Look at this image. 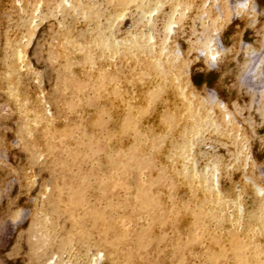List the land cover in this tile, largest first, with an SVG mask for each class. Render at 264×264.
<instances>
[{"label":"rangeland","instance_id":"rangeland-1","mask_svg":"<svg viewBox=\"0 0 264 264\" xmlns=\"http://www.w3.org/2000/svg\"><path fill=\"white\" fill-rule=\"evenodd\" d=\"M142 34L153 35L148 47L129 44ZM208 44L217 50L211 61L202 52ZM257 56L254 79L248 65ZM262 79L264 0H0V264H264V197L255 186H264ZM137 83L143 116L133 109ZM233 242L237 263L228 257Z\"/></svg>","mask_w":264,"mask_h":264},{"label":"bare ground","instance_id":"bare-ground-1","mask_svg":"<svg viewBox=\"0 0 264 264\" xmlns=\"http://www.w3.org/2000/svg\"><path fill=\"white\" fill-rule=\"evenodd\" d=\"M128 1H129V0H128ZM131 1H132V0H131ZM125 4H126V3H125ZM204 4H206V2H205ZM156 5H157V4H156ZM174 11H175V9H174ZM149 12H150V11H149ZM177 13H178V12H177ZM108 15H109V14H108ZM108 15H107V16H108ZM147 15H148V14H147ZM147 15H144V16H143V20H146V19L148 18ZM109 18H110V16H109ZM170 18H171V17H170ZM107 19H108V18H107ZM169 25H170V24H169ZM168 27H169V26H168ZM94 28H96V27H94ZM97 28H98V27H97ZM107 28H108V27H107ZM109 29H110V28H109ZM73 30H74V29H73ZM93 30H94V29H93ZM95 30H98L97 32L100 31L99 29H95ZM95 30L93 31V32H94V35L96 34V31H95ZM111 30H112V29H110V32H111ZM68 31H69V30H68ZM107 31H108V29H107ZM65 33H68V32L66 31ZM86 33H87V32H86ZM86 33H85V34H86ZM87 34L89 35V33H87ZM87 34H86V36H88ZM109 34H110V33H109ZM111 34H112V33H111ZM70 35H71V34H70ZM131 35L133 36V34H131ZM86 36H85V37H86ZM104 37L107 39V37H106L105 35H104ZM104 37H102V40L104 39ZM62 38H63V37H62ZM108 38H109V37H108ZM132 38H135V39H134L133 41H131V40L129 39V40H128V41L130 42L129 44H131V42H132V43H135V44H136L135 46L139 45V46H137V48H138V47H139V48H142L144 45L147 46V45L149 44L148 42H150V41L153 39V35H152V34H150V35L142 34V35H141L140 37H138V38H137L136 36H135V37H132ZM209 38H211V37H209ZM64 39H65V37H64ZM67 39H68V38H67ZM71 39H73V37H72ZM85 39H86V38H85ZM92 39H94V38H92ZM98 39H99V38H97V40H98ZM100 39H101V38H100ZM109 39L111 40V35H110V38H109ZM124 39H125V38H124ZM211 39H212V38H211ZM69 40H70V39H69ZM86 40H87V39H86ZM119 40H120V39H119ZM119 40H118V41H119ZM125 40H126V39H125ZM62 41H63V40H62ZM92 41H94V40H91V43H94V42H92ZM118 41H117V42H118ZM210 41H211V40H210ZM100 42H101V40H100ZM102 42H103V41H102ZM106 42H107V41H104V43H106ZM119 42H120V44H122L121 41H119ZM122 42H123V41H122ZM211 42H212V41H211ZM97 43H98V42H97ZM124 43H125V42H124ZM215 43H216V42H215ZM67 44H68V43H67ZM67 44H63V45L65 46V45H67ZM73 44H75V43L72 42V45H73ZM77 44H78V43H77ZM108 44H109V43L107 42V43H106V47H107ZM125 44H126V43H125ZM63 45H62V46H63ZM92 45H93V44H92ZM95 45H96V44H95ZM95 45H94V46H95ZM99 45H100V44H99ZM99 45H98V46H99ZM113 45H114V44H112V46H113ZM132 45H133V44H132ZM246 45H247V44H246ZM69 46H70V45H69ZM100 46L103 47V44L100 45ZM118 46L120 47L119 44H118ZM133 46H134V45H133ZM133 46H131V47H133ZM141 46H142V47H141ZM209 46H210V44L207 45V48H204V49L202 50V52H203V54L205 55L207 61L214 60V58L216 57V53H217V50L215 51L214 48H213V47H214V44H212L211 48H210ZM247 46H248V45H247ZM56 47H57V46H56ZM67 47H68V46H67ZM70 47H71V46H70ZM70 47H69V48H70ZM80 47H81V46H80ZM80 47H79V48H80ZM122 47H123V46H122ZM144 47H145V46H144ZM147 47H148V46H147ZM205 47H206V46H205ZM79 48H78V49H79ZM94 48H97V46L94 47ZM112 48H113V47H112ZM133 48H134V47H133ZM133 48H132V49H133ZM67 49H68V48H67ZM74 49H75V48H74ZM76 49H77V48H76ZM80 49L82 50V47H81ZM103 49H106V48L104 47ZM129 49H131V48H129ZM142 49H143V48H142ZM247 49H248V48H247ZM61 50H62V49H61ZM61 50H59V51H61ZM72 50H73V49H72ZM91 50L93 51V49H91ZM111 50H113V49L110 48V51H111ZM115 50H116V49H114V51H115ZM127 50H128V49H127ZM133 50H135V48H134ZM17 51H18V50H17ZM63 51H64V50H63ZM86 51H87V50H86ZM88 51H90V49H89ZM88 51H87V52H88ZM99 51H100V50H99ZM106 51H107V50H106ZM130 51H131V50H130ZM139 51H140V50H139ZM15 52H16V51H15ZM82 52H83V51H82ZM100 52H101V51H100ZM111 52H112V51H111ZM118 52H119V51H118ZM123 52H125V51H123ZM127 52H129V50H128ZM127 52H126L127 56H128L129 54H131L130 52H129V53H127ZM76 53H77V52H76ZM89 53H90V52H89ZM247 53H248V52H247ZM254 53H256V52L253 50V51H251L250 53H248V54H249L248 56H249V57H250V56L252 57V55H253ZM57 54H58V53H57ZM84 54H86V53H84ZM93 54H94V53H93ZM107 54H108V53H107ZM138 54H139V53H138ZM58 55H59V54H58ZM64 55H65V54H64ZM67 55H68V54H67ZM70 55H73V54H70ZM78 55H79V54H78ZM91 55H92V54L87 55V56H89V57H87V58H89V59L92 58L93 56L90 57ZM101 55H102V54H100V57H101ZM115 55H116V54H115ZM117 55H118V54H117ZM121 55H122V54H121ZM16 56H17V55H16ZM18 56H19V54H18ZM61 56H63V55H61ZM65 56H66V55H65ZM74 56H75V55H74ZM95 56H96V55H95ZM105 56H106V55H105ZM131 56H132V55H131ZM58 57H59V56H58ZM75 57H76V56H75ZM63 58L66 59L65 61H67V58H65L64 56H63ZM63 58H62V59H63ZM82 58H83V56H82ZM58 59H59V58H58ZM100 59H102V58H100ZM105 59H106V58H105ZM135 59H136V58H135ZM252 59H253V58H252ZM70 60H71V59H70ZM70 60H69V62L67 61V62H68V66H70L69 63L72 62V61H70ZM87 60H88V59H87ZM107 60H108V59H107ZM128 60H129V59H128ZM61 61H62V60H61ZM63 61H64V60H63ZM65 61H64V63H65ZM92 61H93V59H92ZM92 61H91V62L89 61V62L92 63ZM96 61H97V59H96ZM126 61H127V60H125L124 62H126ZM19 62H20V61H19ZM67 62H66V63H67ZM82 62H83V59H82ZM82 62H80V63L82 64ZM93 62H94V61H93ZM104 62H105V61H104ZM134 62H135V61H134ZM140 62H141V61H140ZM251 62H252V61L250 60L248 67H251V70L254 72V79H259V78H261V77H260V76H261V75H260L261 72L257 71V67L260 65V64H259V62H260V57L257 56L256 60H254L252 63H251ZM261 62H262V61H261ZM56 63H57V62H56ZM64 63H63V64H64ZM80 63H79V64H80ZM57 64H58V63H57ZM63 64H62V65H63ZM70 64H72V63H70ZM74 64H75V62L73 63V65H74ZM76 64H77V63H76ZM83 64H84V62H83ZM88 64H89V63H88ZM88 64H87V65H88ZM111 64H112V63H111ZM138 64H139V62H138ZM258 64H259V65H258ZM89 65H90V64H89ZM91 65H93V64H91ZM91 65H90V66H91ZM122 65H123V64H122ZM97 66H98V65H97ZM103 66H104V64H103ZM136 66H137V65H136ZM141 66H142V64H141ZM60 67H61V66H60ZM159 67H160V66H159ZM5 68H6V67H5ZM61 68H62V67H61ZM63 68H64V66H63ZM66 68H67V67H66ZM68 68L70 69V67H68ZM85 68H86V67H85ZM107 68H108V67H107ZM139 68H140V67H139ZM69 69H68V70H69ZM73 69H74V66H73ZM75 69H76V68H75ZM78 69H79V68H78ZM86 69L89 70V68H86ZM96 69H97V68H96ZM88 70H87V71H88ZM93 70H94V69H93ZM104 70H105V69H104ZM146 70H147V69H146ZM66 71H67V69H66ZM87 71H86V72H87ZM89 71H90V70H89ZM139 71H140V70H139ZM139 71H138V72H139ZM64 72H65V71H64ZM67 72H68V71H67ZM71 72H72V71H71ZM95 72H96V71H95ZM105 72H106V71H105ZM153 72H154V71H153ZM61 73H62V72H61ZM76 73H77V72H76ZM100 73H101V72H100ZM125 73H126V72H125ZM140 73H141V72H140ZM143 73H144V72H143ZM62 74L65 75V73H62ZM86 74H87V73H86ZM118 74H119V73H118ZM126 74H127V73H126ZM141 74H142V73H141ZM8 75H9V74H8ZM63 75H61V77H62ZM69 75H70V74H68V76H69ZM143 75H145V74H143ZM143 75H142V76H143ZM85 76H86V75H85ZM99 76H100V75H99ZM101 76H102V78L100 77V78H101V79H100V83H103V82L101 81V80H103V72H102ZM106 76H107V75H106ZM145 76H146V75H145ZM252 76H253V73H252ZM132 77H133V76H132ZM134 77H135V75H134ZM153 77H154V76H153ZM96 78H97V77H96ZM96 78H95V79H96ZM109 78H111V76H109ZM144 78H145V77H144ZM147 78H149V77H147ZM64 79H65V78H64ZM66 79L68 80V78H66ZM71 79H72V78H71ZM93 79H94V78H93ZM93 79H92V80H93ZM106 79H107V77H106ZM106 79L104 78V81H105ZM114 79H115V77H114ZM158 79H159V78H158ZM56 80H58V79H56ZM60 80H61V79H60ZM88 80H89V78H88ZM108 80L110 81V79H108ZM116 80H117V79H116ZM147 80H148V79H147ZM262 80H263V79H262ZM89 81H90V80H89ZM94 81H95V80H94ZM94 81H93V82H94ZM258 81H259V80H258ZM59 82H60V81H58V82H56V83H59ZM66 82H67V81H66ZM68 82H69V81H68ZM91 82H92V81H91ZM91 82H90V83H91ZM107 82H108V81H107ZM138 82H139V81H138ZM254 82H255V81H254ZM263 82H264V80L262 81V84H263ZM112 83H113V82H112ZM115 83H116V82H115ZM146 83H148V82H146ZM146 83H145V84H146ZM72 84H73V81H72ZM72 84H71V85H72ZM116 84H118V82H117ZM132 84H133V83H132ZM135 84H136V83H135ZM138 84H139V83H137V86H138ZM54 85H56V84H54ZM59 85H60V84H59ZM62 85H63V84H62ZM73 85H74V84H73ZM93 85H94V84H93ZM96 85H100V86H101V84H99V81H98V84H96ZM96 85H95V86H96ZM118 85H119V84H118ZM251 85H253V86H251V88L254 87V84H251ZM56 86H58V85H56ZM67 86H69V85H67ZM88 86H89V85H87V87H88ZM100 86H99V87H100ZM104 86H105V85H104ZM114 86L116 87V85H114ZM120 86H121V85H120ZM137 86H136L135 88L132 87L133 90L135 91V94H134V95H131V97H133V99H135V102H134V103H135V107H133V109L136 108V110L138 111L139 108H143V106H145L147 100L145 99V97L142 96L143 88H141L140 86H138V87H137ZM249 86H250V85H249ZM12 87H13V86H12ZM54 87H55V86H54ZM60 87H61V86H60ZM90 87H91V86H90ZM144 87H145V86H144ZM10 88H11V87H10ZM10 88H8V89H10ZM14 88H15V86H14ZM58 88H59V87H58ZM61 88L63 89V88H65V87H61ZM69 88H70V86H69ZM69 88H68V89H69ZM71 88H72V87H71ZM91 88H92V87H91ZM102 88H103V87H102ZM156 88H158V87H156ZM249 88H250V87H249ZM8 89H7V90H8ZM18 89H19V88H18ZM65 89H66V88H65ZM65 89H64V91H65ZM68 89H67V90H68ZM92 89H93V88H92ZM96 89L99 91V89L97 88V86H96ZM114 89H116V88H114ZM152 89H153V88H152ZM261 89H262V90H260V92H262V94H264V88H263V86H262ZM10 90H11V89H10ZM13 90H14V89H12V91H13ZM59 90H60V89H59ZM71 90H72V89H71ZM73 90H74V88H73ZM117 90H118V88H117ZM120 90H121V89H119V91H120ZM12 91H10V93H11ZM23 91H25V90H23ZM57 91H58V90H57ZM60 91H61V90H60ZM69 91H70V90H69ZM98 91H97V92H98ZM8 92H9V91H8ZM17 92H18V91H17ZM17 92H16V88H15V94H14V93H13V94L16 95ZM55 92H56V91H55ZM95 92H96V91H95ZM104 92H105V91H104ZM104 92H103V93H104ZM155 92H156V94H158L157 91H153V90H152L151 94H152L153 96H155V95H154ZM168 92H169V91H168ZM59 93H60V92H59ZM67 93H68V92H67ZM103 93H102V94H103ZM113 93H115V92H113ZM113 93H112L111 95H113ZM153 93H154V94H153ZM72 94H73V93H72ZM96 94H97V93H96ZM8 95H9V94H8ZM62 95H63V94H62ZM67 95H68V94H67ZM69 95L71 96V94H69ZM99 95H100V94H99ZM99 95H98V96H99ZM124 95H125V94H124ZM57 96H58V95H57ZM107 96H108V95H107ZM113 96H114V95H113ZM129 96H130V95H129ZM170 96H171V95H170ZM13 97H14V96H13ZM68 97H69V96H68ZM91 97H92V96H91ZM94 97H95V96H94ZM114 97H115V96H114ZM117 97H118V96H117ZM172 97H173V96H172ZM172 97H170V98H172ZM14 98H15V97H14ZM76 98H77V96H76ZM92 98H93V97H92ZM151 98H153V97H151ZM52 99H53V98H52ZM52 99H51V100H52ZM54 99H55V98H54ZM66 99H67V96H66ZM74 99H75V98H74ZM97 99H99V98H97ZM97 99H96V100H97ZM100 99H101V98H100ZM118 99H119V98H118ZM153 99H154V98H153ZM172 99H173V98H172ZM16 100H17V99H16ZM16 100H15V101H16ZM57 100H58V99H57ZM57 100H56V101H57ZM168 100H169V99H168ZM56 101H55V102H56ZM78 101H79V100H78ZM78 101H77V103H78ZM127 101H128V100H127ZM130 101H131V100H130ZM91 102H92V101H91ZM93 102H95V101L93 100ZM93 102H92V103H93ZM104 102H105V101H104ZM170 102H173V104H174L175 101H174V99H173V100H171ZM22 103H23L22 105H24V102H23V101H22ZM56 103H57V102H56ZM66 103H67V102H66ZM79 103H80V102H79ZM86 103H87V102H86ZM92 103H91V104H92ZM149 103H150V102H149ZM53 104H54V103H53ZM102 104H103V103H102ZM175 104H176V103H175ZM19 105H20V104H19ZM54 105H55V104H54ZM54 105H52V106H54ZM58 105H59V104H58ZM81 105H82V104H81ZM147 105H148V104H147ZM152 105H153V104H152ZM16 106H17V105H16ZM24 106H25V105H24ZM97 106H98V104H97ZM20 107H21V106H20ZM20 107H19V108H20ZM64 107H65V106H64ZM64 107H63V108H64ZM73 107H74V106H73ZM85 107H86V105H85ZM114 107H115V106H114ZM149 107H150V106H149ZM176 107H177V106H176ZM176 107H175V108H176ZM220 107H221V106H220ZM22 108H23V107H22ZM24 108H25V107H24ZM76 108H77V107H76ZM99 108H100V106H99ZM101 108H102V107H101ZM111 108H112V107H111ZM124 108H125V107H124ZM126 108H127V107H126ZM175 108H174V109H175ZM17 109H18V108H17ZM25 109H26V108H25ZM34 109H35V108H34ZM70 109H71V108H70ZM86 109H87V108H85V110H86ZM181 109H182V108H181ZM23 110H24V109H23ZM88 110H89V109H88ZM95 110H96V108H95ZM98 110H100V109H98ZM141 110H142V109H139L140 112L138 111V112H139L138 114H140V115H142L144 112H146V111L143 109L144 112L141 113ZM147 110H148V108H147ZM17 111H19V109H18ZM26 111L28 112V109H27ZM31 111H32V109H31ZM101 111H102V110H100V112H101ZM173 111L177 112L178 110H177V108H176V110H173ZM22 112H23V111H22ZM103 112H104V111H103ZM23 113H24V112H23ZM35 113H36V112H35ZM59 113H60V112H59ZM83 113H85V112H83ZM83 113H82V114H83ZM101 113H102V112H101ZM32 114H33V113H32ZM39 114H40V113H39ZM77 114H78V113H77ZM89 114H90V113H89ZM99 114H100V113H99ZM40 115H41V114H40ZM56 115H57V114H56ZM78 115L80 116V114H78ZM136 115H137V114H136ZM144 115H145V114H144ZM32 116H33V115H32ZM74 116H76V115H74ZM79 116H78V117H79ZM142 116H143V115H142ZM149 116H150V118H151V121H152L151 124H152V123L154 122V120H155L156 117H155L154 113L151 114V115H148V117H149ZM227 116H229V114H228ZM24 117H25V116H24ZM58 117H59V116H58ZM71 117H72V116H71ZM71 117H70V119H71ZM119 117H120V116H119ZM125 117H126V116H125ZM148 117H147V118H148ZM157 117H158V116H157ZM60 118H61V117H60ZM121 118H122V117H121ZM123 118H124V117H123ZM140 118H141V117H140ZM147 118H146V119H147ZM48 119H49V118H48ZM50 119H51V118H50ZM52 119H53V118H52ZM72 119H73V118H72ZM72 119H71V120H72ZM133 119H135V118H133ZM146 119H145V120H146ZM178 119H179V121L182 120L181 118H178ZM53 120H55V119H53ZM56 120H57V119H56ZM68 120H69V119H68ZM77 120H79V119H77ZM111 120H112V119H111ZM128 120H129V119H128ZM128 120H127V121H126V120H123V121H122V124H123L124 121H125V122H129ZM131 120H132V119H131ZM135 120H137V119H135ZM172 120H173V119H172ZM172 120H169V121L173 122L174 120H173V121H172ZM50 121H51V120H50ZM66 121H67V120H66ZM80 121H81V120H80ZM83 121H84V120H83ZM95 121H96V120H95ZM27 122H28V120H27ZM43 122H44V121H43ZM53 122H54V121H53ZM47 123H49V122H47ZM47 123H46L45 125H47ZM51 123H52V122H51ZM51 123H50V126H51ZM73 123H74V120H73ZM87 123H88V121H87ZM97 123H98V122H97ZM129 123H130V122H129ZM201 123H202V122H201ZM60 124H61V123H60ZM77 124H78V122H77ZM84 124H85V122H84ZM122 124H121V125H122ZM135 124H136V123H135ZM164 124H165V123H164ZM164 124H162V126H163ZM170 124L172 125L173 123H169V125H170ZM45 125H44V126H45ZM54 125H55V124H54ZM85 125H86V124H85ZM136 125H137V124H136ZM180 125H181V123H180ZM48 126H49V125H48ZM75 126H76V125H73V127H75ZM77 126H78V125H77ZM77 126H76V127H77ZM92 126H93V125H92ZM99 126H100V125H99ZM124 126H125V127H124ZM124 126H123V127H124L123 129L126 130V131H128L127 129H129V128H126V127H127V124H126V123L124 124ZM51 127H52V126H51ZM87 127H88V126H86V128H87ZM94 127H96V126H94ZM120 127H121V126H120ZM120 127H119V128H120ZM45 128H47V127L45 126ZM64 128H65V126H64ZM79 128H81V127H79ZM99 128H100V127H99ZM125 128H126V129H125ZM134 128H135V127H134ZM47 129H48V128H47ZM55 129H56V128H55ZM96 129H97V127H96ZM130 129L134 130L133 128H130ZM167 129H169V127H168ZM180 129H181V128H180ZM196 129L198 130L197 127H196ZM117 130H119V129H116V131H117ZM46 131H47V130H46ZM63 131H64V130H63ZM88 131H89V129L87 130V132H88ZM137 131H138V130H137ZM117 132H118V131H117ZM120 132H121V130H120ZM134 132H136V131H134ZM47 133H48V132H47ZM47 133H46V134H47ZM50 133H51V132H50ZM63 133H64V132H63ZM122 133H123V132H122ZM125 133H126V132H125ZM125 133H124V134H125ZM83 134H84V133H83ZM83 134H82V135H83ZM132 134H134V133H132ZM136 134H137V133H136ZM62 135H63V134H62ZM64 135H65V134H64ZM88 135H90V134H88ZM88 135H87V136H88ZM119 135H120V134H118L117 136L119 137ZM125 135H126V134H125ZM125 135H124V136H125ZM158 135H159V134H158ZM158 135H157V136H158ZM184 135H185V134L183 133V137H184ZM48 136H50V135L48 134ZM120 136H123V135H120ZM136 136H137V135H136ZM136 136L134 135V137H136ZM65 137H66V136H65ZM79 137H81V136H79ZM79 137H78V138H79ZM163 137H164V136H163ZM78 138H77V140H79ZM110 138H111V137H110ZM114 138H115V137H114ZM136 138H137V137H136ZM63 139H64V138H63ZM82 139H83V138H82ZM85 139H86V138H85ZM106 139H107V138H106ZM134 139H135V138H134ZM176 139H177V137H176ZM111 140H112V139H111ZM111 140H110V141H111ZM135 140L137 141V139H135ZM160 140H161V139H160ZM87 141H88V140H87ZM129 141H130V140H129ZM166 141H167V140H166ZM47 142H48V141H47ZM139 142H140V141H139ZM95 143H96V142H95ZM107 143H108V142H107ZM131 143H132V142H131ZM47 144H48V143H47ZM70 144H72V143H70ZM161 144H162V143H161ZM166 144H167V143H166ZM92 145H93V144H92ZM183 145H184V144L182 143V146H183ZM190 145H191V144H190ZM46 146H47V145H46ZM104 146H105V145H104ZM132 146H133V148H134V145H133V144H132ZM153 146H154V145H153ZM156 146H157V145H156ZM192 146H193V145H192ZM71 147H74V146H71ZM71 147H70V149H71ZM94 147H95V146H94ZM128 147H129V146H128ZM128 147H127V149H128L127 151L130 150ZM163 147H164V146H163ZM184 147H185V146H184ZM190 147H191V146H190ZM190 147H189V150H190ZM95 148H96V147H95ZM172 148H173V147H172ZM51 149H52V148H51ZM106 149H107V148H106ZM186 149H188V148H186ZM71 150H72V149H71ZM118 150L121 151L120 153L123 152L122 149H121V150L118 149ZM132 150L134 151V149H132ZM173 150H174V148H173ZM92 151H94V150H92ZM97 151H98V150H97ZM97 151H96V152H97ZM106 152H107V151H106ZM129 152H130V151H129ZM118 153H119V152H118ZM123 153H124V152H123ZM126 153L128 154V152H126ZM131 153H132V152H131ZM136 153H137V152H136ZM145 153H146V152H145ZM184 153H185V152H184ZM187 153H189V152H187ZM141 154H142V153H141ZM172 154H173V153H172ZM177 154H178V153H177ZM88 155H89V154H88ZM117 155L120 156L119 154H117ZM129 155H130V154H129ZM139 155H140V154H139ZM175 155H176V154H175ZM180 155H181V152H180ZM185 155H186V153L184 154V156H185ZM106 156H107V154H106ZM111 156H112V155H111ZM125 156H126V155H125ZM167 156H168V153H167ZM178 156H179V155H178ZM123 157H124V154H123L122 158H123ZM136 157H137V155H136ZM139 157H140V156H139ZM143 157H144V156H143ZM146 157H147V156H146ZM168 157H169V156H168ZM172 157H173V156H171V159H172ZM107 158H108V157H107ZM116 158H117V157H116ZM127 158H129V157H127ZM127 158H126V160H127ZM134 158H135V157H134ZM141 158H142V157H141ZM169 158H170V157H169ZM178 158H179V157H178ZM188 158H189V156H188ZM190 158H191V155H190ZM74 159H75V158H74ZM74 159H73V160H74ZM129 159H130V158H129ZM101 160H102V159H101ZM106 160H107V159H106ZM106 160H105V162H106ZM109 160H110V159H109ZM109 160H107V161L110 162ZM117 160H118V159H117ZM131 160H132V158H131ZM142 160H143V158H142ZM142 160L140 159V161H142ZM144 160H145V159H144ZM153 160H154V159H153ZM167 160H168V159H167ZM180 160H181V158H180ZM57 161H58V160H57ZM59 161H60V160H59ZM59 161H58V162H59ZM111 161H112V159H111ZM127 161H128V160H127ZM129 161H130V160H129ZM140 161H139V162H140ZM149 161H150V160H149ZM149 161H148V162H149ZM187 161H188V159H187ZM108 162H107L106 164H108ZM116 162H117V161H116ZM123 162H124V164H126V163H125V160H124ZM143 162H144V161H143ZM165 162H166V161H165ZM171 162H172V161H171ZM185 162H186V159H185ZM188 162H189V161H188ZM188 162H187V163H188ZM94 163H95V162H94ZM111 163H114V162L112 161ZM111 163H110V164H111ZM117 163H118V162H117ZM136 163H137V162H136ZM144 163H145V162H144ZM146 163H147V162H146ZM173 163H174V161H173ZM180 163H181V162H180ZM193 163H194V162H193ZM193 163H191V165H192ZM119 164H120V161H119ZM119 164H118V166H117V165H116V166L113 165V166L116 167V168H119ZM124 164H122V165L124 166ZM133 164H134V162H133ZM138 164H139V163H138ZM141 164H142V163H141ZM141 164H140V165H141ZM149 164H151V162H150ZM58 165L60 166V164H58ZM108 165H109V164H108ZM122 165H121V166H122ZM152 165H153V164H152ZM55 166H56V165H55ZM94 166H95V167H98V166H96V165H94ZM94 166H93V167H94ZM111 166H112V165H111ZM123 166H122L121 170L124 169ZM125 166L127 167L128 165H125ZM134 166L136 167L135 164H134ZM150 166H151V165H149L148 168H149ZM169 166H170V165H169ZM95 167H94V169H95ZM106 167H107V166H106ZM138 167H139V166H138ZM165 167H166V166H165ZM185 167H186V164H185ZM127 168L129 169L130 167H127ZM127 168H126V169H127ZM171 168H172V167H170V170H171ZM193 168H194V167H193ZM70 169H71V168H70ZM114 169H115V168H114ZM114 169H113V170H114ZM137 169H138V168H137ZM142 169H143V168H142ZM108 170H109V166H108ZM124 170H125V169H124ZM130 170H131V169H130ZM130 170H129V171H130ZM214 170H215V169H214ZM62 171H63V170H62ZM114 171H116V169H115ZM135 171H136V169H135ZM137 171H138V170H137ZM148 171H149V170H148ZM184 171H185V170H184ZM191 171H192V168H191ZM108 172H109V171H108ZM118 172H120V170H118ZM118 172H117V173H118ZM161 172H162V169H161ZM117 173H116V174H117ZM122 173H123V172H122ZM122 173H121V174H122ZM149 173H150V172H149ZM159 173H160V172H159ZM181 173H182V172H181ZM102 174H103V173H102ZM102 174H101V175H102ZM106 174H107V173H106ZM106 174H104V175H106ZM108 174H109V173H108ZM110 174L113 175V174L111 173V171H110ZM110 174H109V175H110ZM125 174H126V172H125ZM137 174H138V173H137ZM184 174H185V173H184ZM63 175H64V174H63ZM79 175H80V174H79ZM96 175H97V174H96ZM96 175H95V176H96ZM109 175H108V176H109ZM111 175H110V176H111ZM118 175L120 176V174H118ZM200 175H203V174H200ZM93 176H94V175H93ZM97 176H99V175H97ZM102 176H103V175H102ZM102 176H99V178L102 177ZM108 176H107V177H108ZM116 176H117V175H116ZM122 176H124V174H122ZM122 176H120V177H122ZM132 176H133V175H132ZM143 176H144V175H143ZM156 176H157V175H156ZM192 176H194V175H192ZM212 176H213V175H212ZM215 176H216V175H215ZM103 177H104V176H103ZM113 177H115V176H113ZM117 177H118V176H117ZM117 177H116V178H117ZM136 177H137V175H136ZM157 177H158V176H157ZM164 177H165V176H164ZM164 177H163V178H164ZM197 177H198V176H197ZM213 177H214V176H213ZM82 178H83V177H82ZM94 178H95V177H94ZM99 178H98V179H99ZM111 178H112V177H111ZM111 178L109 177L110 180H113V178H112V179H111ZM118 178H119V177H118ZM118 178H117V179H118ZM154 178H156V177H154ZM194 178L196 179L195 176H194ZM80 179H81V178H80ZM105 179H106V178H104V180H105ZM57 180H58V179H57ZM96 180H97V179H96ZM104 180H103V181H104ZM114 180H116V179H114ZM55 181H56V180H55ZM67 181H68V180H67ZM140 181H141V180H140ZM151 181H152V180H151ZM159 181H160V180H159ZM159 181H158V182H159ZM169 181H170V180H169ZM195 181H197V180H195ZM205 181H206V180H205ZM205 181H204V182H205ZM59 182H60V181H59ZM65 182H66V181H65ZM101 182H102V181H101ZM105 182H106V181H105ZM105 182H104V183H105ZM107 182H108V180H107ZM114 182H115V181H114ZM141 182H142V181H141ZM54 183H55V182H54ZM69 183H70V182H69ZM82 183H83V182H82ZM97 183H98V181H97ZM117 183L119 184L118 181H117ZM151 183H152V182H151ZM155 183H156V182H155ZM207 183H208V182H207ZM62 184H63V183H62ZM65 184H66V183H65ZM90 184H91V183H90ZM102 184H103V183H102ZM110 184H111V183H110ZM113 184H114V183H113ZM121 184H122V183H121ZM121 184H120V185H121ZM148 184L150 185V182H149ZM157 184H158V183H156V185H157ZM191 184H192V183H191ZM191 184H190V185H191ZM195 184H196L197 187H198V184H197V183H195ZM195 184H194V187H195ZM203 184H204V183H203ZM51 185H52V184H51ZM66 185H67V184H66ZM86 185H87V184H86ZM86 185H85V186H86ZM105 185H106L107 188H109V187H108L109 184H106V183H105ZM144 185H146V183H144ZM152 185H153V184H152ZM192 185H193V184H192ZM150 186H151V185H150ZM172 186H173V185H172ZM178 186H179V185H178ZM255 186H256V190H257V191H256V195L262 199V197H264V186L261 187V186H258V185H256V184H255ZM49 187H50V186H49ZM51 187H52V186H51ZM57 187H58V186H57ZM88 187H89V186H88ZM111 187H113V186H111ZM147 187H148V185H147ZM147 187H146V188L144 187L143 189H147ZM202 187H203V186H202ZM69 188H70V187H69ZM150 188H151V187H150ZM150 188H149V189H150ZM166 188H167V187H166ZM53 189H54V188L52 187V191H53ZM81 189H82V188H81ZM105 189H106V188H105ZM111 189H112V188H111ZM111 189H110V192H112ZM120 189H121V186H120ZM189 189H190V188H189ZM194 189H195V188H194ZM78 190H79V188H78ZM83 190H84V188H83ZM107 190H108V189H107ZM191 190H192V189H191ZM199 190H200V189H199ZM203 190L205 191V189H203ZM60 191H62V190H60ZM64 191H65V190H64ZM73 191H74V190H73ZM76 191H77V190H76ZM108 191H109V190H108ZM128 191H129V190H128ZM139 191H140V190H139ZM146 191H147V190H146ZM146 191H144V192H146ZM171 191L173 192V189H172ZM171 191H170V192H171ZM204 191H203V192H204ZM47 192H48V191H47ZM66 192H67V191H66ZM137 192H138V191H137ZM209 192H210V191H209ZM71 193H73V192H71ZM74 193H75V192H74ZM80 193H82V192H80ZM147 193L150 194L149 190H148ZM168 193H169V192H168ZM193 193H194V195H195V192H193ZM200 193H201V191H200ZM205 193H206V192H205ZM55 194H56V193H55ZM55 194H54V196H53L54 198H55ZM60 194H61V193H60ZM60 194H58V195H60ZM68 194H69V193H68ZM83 194H84V193H83ZM140 194H141V193H140ZM144 194H145L146 197H147L148 194H146V193H144ZM201 194H202V193H201ZM206 194H207V193H206ZM220 194H221V193H220ZM51 195H52V194H51ZM51 195H50V196H51ZM63 195H65V194H63ZM66 195H67V194H66ZM74 195H75V194H74ZM106 195H107V194H106ZM157 195H158V193H157ZM157 195H156V197H157ZM191 195H192V194H191ZM203 195H204V194H203ZM208 195H209V194H208ZM56 196H57V195H56ZM70 196H71V194H70ZM103 196H105V194L102 195V198H103ZM136 196H138V195H136ZM136 196H134V197H136ZM237 196H238V194H237ZM45 197H46V196H45ZM80 197H81V196H80ZM105 197H106V196H105ZM153 197H154V196H153ZM216 197H217V196H216ZM58 198H60V197H58ZM64 198H66V197H64ZM70 198H71V197H70ZM77 198H78V197H77ZM144 198H145V197H144ZM148 198H149V197H148ZM192 198H193V197H192ZM51 199H52V198H51ZM55 199H57V198H55ZM81 199H83V198H81ZM84 199H85V198H84ZM84 199H83V200H84ZM107 199H108V198H107ZM133 199H134V198H133ZM173 199H174V197H173ZM175 199H176V198H175ZM46 200H48V199H46ZM58 200H59V199H57V201H58ZM60 200H62V199H60ZM71 200H72V199H71ZM138 200H139V199H138ZM142 200H143V194H142ZM149 200H150V199H148L147 202H150ZM191 200H192V199H191ZM52 201H53V200H52ZM57 201L55 202V204H57ZM80 201H81V200H80ZM119 201H120V200H119ZM119 201H117V202H119ZM122 201H123V200H122ZM151 201H154V200H151ZM155 201H157V200H155ZM175 201H176V200H175ZM216 201H217V200H216ZM58 202H59V201H58ZM64 202H65V201H64ZM64 202H62V204H63ZM67 202L69 203L70 201H67ZM67 202H66V204H68ZM104 202H105V200H104ZM159 202H160V201H159ZM204 202H205V201H204ZM204 202H203V203H204ZM233 202L239 206V207H237L236 209H237V210L240 209V211H239V212L237 211L238 213H236V214H239L240 212L242 213L243 211L241 210V203L239 202V200H238L237 198H235V199L232 201V203H233ZM59 203H60V202H59ZM72 203H73V200H72ZM72 203H70V204H72ZM122 203H123V202H122ZM140 203H141V202H140ZM150 203H151V202H150ZM172 203H174V202H172ZM66 204H65V205H66ZM70 204H69V206H70ZM112 204H113V203H112ZM120 204H121V203H120ZM145 204H146V203H145ZM151 204L153 205V202H152ZM200 204H201V203H200ZM230 204H231V203H230ZM51 205H52V204H51ZM51 205H50V207H51ZM74 205H75V201H74ZM124 205H125V203H124ZM129 205H130V204H129ZM131 205H132V204H131ZM133 205H134V204H133ZM133 205H132V207L130 206V208H133ZM147 205H148V204H147ZM157 205H158V204H157ZM201 205H202V204H201ZM217 205H218V204H217ZM225 205H226V204H225ZM54 206H55V205H54ZM54 206L52 205V207H54ZM61 206H62V205H61ZM93 206H94V205H93ZM112 206H113V205H112ZM118 206H119V205H118ZM127 206H128V205H127ZM134 206H135V205H134ZM142 206H143V205H142ZM145 206H146V205H145ZM160 206L162 207V205H160ZM173 206H174V205H173ZM203 206H204V205H203ZM48 207H49V205H48ZM65 207H66V206H65ZM70 207H71V206H70ZM74 207H75V206H74ZM79 207H81V205H80ZM94 207H95V206H94ZM94 207H93V208H94ZM125 207H126V206H125ZM153 207H155V206H153ZM68 208H69V207H68ZM72 208H73V206H72ZM76 208H77V206H76ZM135 208H136V207H135ZM150 208H151V207H150ZM164 208H165V206H164ZM242 208H243V206H242ZM261 208H262V207H261ZM53 209H54V208H53ZM56 209H57V208H56ZM73 209H74V208H73ZM79 209H80V208H79ZM87 209H88V208H87ZM94 209L96 210V207H95ZM114 209H115V207H114ZM145 209H146V208H145ZM145 209H144V210H145ZM165 209H166V208H165ZM198 209H199V208H198ZM218 209H219V208H218ZM243 209H244V208H243ZM88 210H89V209H88ZM91 210H93V209H91ZM91 210H89V211H91ZM117 210H118V209H117ZM139 210H140V209H139ZM139 210H138V211H139ZM153 210H154V208H153ZM36 211H37V210H36ZM55 211H56V210H55ZM70 211H71V210H70ZM89 211H88V212H89ZM138 211H137V212H138ZM151 211H152V210H151ZM151 211H150V212H151ZM157 211H158V209H157ZM166 211H167V209H166ZM201 211H202V210H201ZM73 212L76 213L77 211H76V212H75V211H72V213H73ZM85 212H86V211H85ZM91 212H93V211H91ZM139 212H140V211H139ZM152 212H153V211H152ZM54 213H55V212H54ZM54 213H53V214H54ZM74 213H73V216L75 215ZM89 213H90V212H89ZM127 213H128V212H127ZM127 213H126V214H127ZM164 213H165V212H164ZM200 213H201V212H200ZM49 214H50V213H49ZM87 214H88V213H87ZM97 214H98V212H97ZM120 214H121V213H120ZM120 214H119V215H120ZM128 214H130V212H129ZM155 214H156V213H155ZM155 214H154V215H155ZM176 214H177V213H176ZM94 215H95V214H94ZM99 215L101 216V212L99 213ZM145 215H146V214H145ZM156 215H157V214H156ZM239 215H240V214H239ZM51 216H52V215H51ZM91 216H92V215L90 214V217H91ZM123 216H124V215H123ZM123 216H122V217H123ZM177 216H178V215H177ZM201 216H202V215H201ZM210 216H211V214H210ZM212 216H213V215H212ZM230 216H231V215H230ZM259 216H260V215H259ZM98 217H99V216H98ZM101 217H102V216H101ZM103 217H104V216H103ZM103 217L101 218V220L103 219ZM125 217L128 218L129 216H126V215H125ZM157 217L160 218V215H158ZM199 217H200V216H199ZM238 217H239V216H238ZM49 218L51 219L50 216H49ZM70 218H71V217H70ZM70 218H68V219H70ZM75 218H76V217H75ZM82 218H83V217H82ZM123 218H124V217H123ZM129 218L131 219V217H129ZM163 218H164V217H163ZM203 218H204V217H203ZM209 218H210V217H209ZM77 219H81V215H80V218L78 217ZM92 219H93V216H92ZM99 219H100V218H99ZM114 219H115V218H114ZM238 219H239V218H238ZM120 220H121V221L119 222L120 224H122V223L124 224V223H125V222H123V220H122L121 218H120ZM131 220H132V219H131ZM164 220L167 221V219H164ZM208 220H209V219H208ZM50 221H51V220H50ZM96 221H97V220H96ZM126 221L129 222V219H128V220L126 219ZM166 221H165V222H166ZM200 221H201V220H200ZM253 221H254V222H253ZM253 221L250 220L249 222H247L248 224L246 223L247 225H245V227H244V229H243V233H242L243 238L251 237V236L249 235V234H250L249 230L251 229V226L255 228V227H257L256 223H257V222H261L260 219H256V220H253ZM53 222H55V221H52V224H53ZM71 222H72V221H71ZM90 222H91V221H90ZM93 222H94V221H93ZM113 222H114V221H113ZM159 222H160V221H159ZM162 222H164V221H162ZM81 223H82V222H81ZM94 223H95V222H94ZM94 223H92V224H94ZM129 223H130V222H129ZM145 223H146V222H145ZM201 223H202V222H201ZM262 223H263V222H262ZM92 224H91V226H92ZM126 224H128V223H126ZM164 224H166V223H164ZM173 224H175V223H173ZM198 224H199V223H198ZM74 225H75V224H74ZM89 225H90V223H89ZM94 225H95V224H94ZM118 225H119V224H118ZM124 225H125V224H124ZM124 225H122V226H124ZM53 226H54V225H53ZM91 226H90V227H91ZM102 226H104V225H102ZM107 226H108V225H107ZM112 226H113V225H112ZM259 226H260V225H259ZM263 226H264V225H263ZM72 227H73V225H72ZM95 227H96V225L94 226V228H95ZM105 227H106V226H105ZM145 227H146V224H145ZM149 227L151 228V225H150ZM50 228H51V227H50ZM62 228H63V227H62ZM87 228H88V227H87ZM118 228H119V227H118ZM122 228H123V227H122ZM124 228H125V226H124ZM146 228L148 229V227H146ZM146 228H145V229H146ZM236 228H238V227H236ZM84 229H85V228H84ZM91 229H93V228H91ZM140 229H141V228H140ZM143 229H144V226H143ZM218 229H219V228H218ZM59 230H60V229H59ZM61 230H62V229H61ZM89 230H90V228H89ZM98 230H99V229H96L95 231H98ZM105 230H106V228H105ZM119 230H120V229H119ZM141 230H142V229H141ZM148 230H149V229H148ZM236 230H237V229H236ZM254 230H255V229H254ZM76 231H77V230H76ZM79 231H80V230H79ZM85 231H86V230H85ZM101 231H103V230H101ZM111 231H112V230H111ZM125 231H126V230H125ZM125 231H124L123 233H125ZM138 231H140V230H138ZM138 231H137V233H138ZM146 231H147V230H146ZM77 233H78V232H77ZM86 233H88V232H86ZM96 233H97V232H96ZM135 233H136V232H135ZM142 233L145 234V233H148V232H145V233H144V232L142 231ZM142 233H141V234H142ZM240 233H241V232H240ZM82 234H83V233H82ZM101 234H102V233H101ZM104 234H105V233H104ZM118 234L120 235V234H121V231H120V233H118ZM126 234H127V233H126ZM138 234H139V233H138ZM94 235H95V234H94ZM102 235H103V234H102ZM106 235H107V234H106ZM124 235H125V234H124ZM124 235H123V236H124ZM129 235H130V234H129ZM51 236H52V235H51ZM86 236H87V235H86ZM65 237H66V236H65ZM95 237H96V238H99V237H97L96 235H95ZM119 237H120V236H118V239H122V238H119ZM131 237H132V236H131ZM182 237H183V236H182ZM235 237H238V236H235ZM58 238H59V237H58ZM58 238H57V239H58ZM123 238H125V237H123ZM141 238H143V236H142ZM141 238H140V235H139V240H140ZM219 238H220V237H219ZM232 238H233V237H232ZM238 238H239V237H238ZM103 239H104V238H103ZM111 239H112V238H111ZM113 239H114V238H113ZM113 239H112V241H110V242L115 243V241H113ZM234 239H235V238H234ZM252 239H253V238H252ZM78 240H79V239H78ZM83 240H84V239H82L81 241H83ZM142 240H143V239H142ZM220 240H221V239H220ZM86 241H87V240H86ZM97 241H98V240H97ZM97 241H96V242H97ZM123 241H124V240H123ZM140 241H141V240H140ZM195 241H196V240H195ZM198 241H199V239H198ZM78 242H79V241H78ZM84 242H85V240H84ZM96 242H93V244L96 243ZM110 242H109V243H110ZM142 242H143V241H142ZM236 242H237V240H236ZM79 243H80V242H79ZM101 243H102V242H101ZM190 244H192V243H190ZM199 244H200V243H199ZM82 245H83V244H82ZM185 245L187 246V244H185ZM247 245H248V244H247ZM263 245H264V244H263ZM105 246H107V245H105ZM110 246H111V245H110ZM119 246H120V244H119ZM130 246H131V245H130ZM139 246H141V245H139ZM186 246H185V247H186ZM236 246H237L236 243L233 242V244H232V248H233V249H231L232 252H231V251H229V252H228V251H225V252H226V253L228 252V257L231 258V260H234V259H235L234 262L237 263V260H236V258H235V249H234V248H236ZM239 246H241V245L239 244ZM245 246H246V245H245ZM79 247H80V246H79ZM102 247H103V246H102ZM111 247H112V246H111ZM148 247H149V246H148ZM227 247H228V246H227ZM112 248H113V247H112ZM140 248H141V247H140ZM140 248H139V249H140ZM104 249H105V248H104ZM109 249H110V248H109ZM105 250H106V249H105ZM252 250H253V249H252ZM254 250H255V249H254ZM112 251H113V250H112ZM131 251H132V250H131ZM139 251H140V250H139ZM220 251H221V250H220ZM239 251H240V250H239ZM92 253H93V252H92ZM115 253H116V252H115ZM259 253H260V252H259ZM263 253H264V251H263ZM263 253L261 252V254H263ZM119 254H120V253H119ZM119 254H118V255H119ZM115 255H116V254H115ZM128 255H129V254H128ZM128 255H127V256H128ZM241 255H242V254H241ZM263 255H264V254H263ZM111 256H112V254H111ZM124 256H126V255H124ZM108 257H109V256H108ZM239 257H240V256L238 255V258H239ZM220 258H221V257H220ZM244 258H246V257H244ZM262 258H263V257H262ZM136 259H137V258H136ZM109 260H110V259H109ZM129 260H130V259H129ZM252 260H254V259H252ZM244 261H245V260H244ZM244 261H242V262L244 263ZM261 261H263V260H261ZM261 261H260V262H261ZM127 262H128V260H127ZM243 263H242V264H243ZM116 264H117V262H116ZM125 264H126V263H125ZM237 264H239V263H237ZM261 264H262V263H261Z\"/></svg>","mask_w":264,"mask_h":264}]
</instances>
